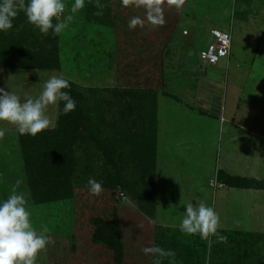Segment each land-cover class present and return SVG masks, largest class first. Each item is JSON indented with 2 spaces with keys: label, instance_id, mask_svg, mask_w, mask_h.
Wrapping results in <instances>:
<instances>
[{
  "label": "rangeland",
  "instance_id": "rangeland-1",
  "mask_svg": "<svg viewBox=\"0 0 264 264\" xmlns=\"http://www.w3.org/2000/svg\"><path fill=\"white\" fill-rule=\"evenodd\" d=\"M163 1L154 13L163 23L149 18L147 0H100L102 15L95 0L75 12V0H65L63 16L73 20L55 35L40 33L22 11L14 19L15 33L32 28L47 47L57 37L58 68L0 69V87L24 100L62 75L88 117L71 147L70 192L59 199L32 188L22 134L0 122V199L21 180L33 225L47 227L53 241L38 264H152L141 249L153 243L174 253L164 264H185L187 253L191 264L264 258V0ZM134 17L143 25L129 27ZM211 28L231 36V55L214 66L199 59ZM129 86L145 97H126ZM49 114L52 130L55 109ZM220 172L261 188H233ZM90 177L102 181L99 196L89 192ZM200 202L220 216L208 239L180 230L183 205ZM99 220L117 229L119 254L96 237Z\"/></svg>",
  "mask_w": 264,
  "mask_h": 264
},
{
  "label": "clouds",
  "instance_id": "clouds-1",
  "mask_svg": "<svg viewBox=\"0 0 264 264\" xmlns=\"http://www.w3.org/2000/svg\"><path fill=\"white\" fill-rule=\"evenodd\" d=\"M140 2V0H138ZM182 2V0H180ZM128 3V0H125ZM98 9L96 15L103 14L104 5L95 0ZM85 7V0H75L72 11ZM66 8L65 0H0V32H7L13 27L14 19L22 11L28 22L42 34H59L73 20L72 15L63 16ZM149 18L153 22L163 23L154 13L160 11V0H147ZM140 17L129 21V27L143 25ZM71 84L62 75L52 74L43 82L42 91L38 96H29L24 100L14 91L0 87V122L15 126L19 134L36 136L38 133L53 127V117L49 108L55 109V119L66 115L76 108V101L70 92ZM62 105V107H61ZM5 131L0 127V138ZM22 183L16 181L12 192L6 199H0V264H38L41 253H46L53 243L48 235L49 229H37L32 222L31 212L25 194L17 191ZM89 192L99 196L103 191L102 181L90 177L87 181ZM184 206V216L180 230L188 235H200L203 239L216 235L220 226V216L214 207L200 202L198 205L187 203ZM218 239L226 240L224 236ZM141 251L150 255L152 264H162L163 258L174 256L171 250H166L153 243Z\"/></svg>",
  "mask_w": 264,
  "mask_h": 264
},
{
  "label": "trees",
  "instance_id": "trees-1",
  "mask_svg": "<svg viewBox=\"0 0 264 264\" xmlns=\"http://www.w3.org/2000/svg\"><path fill=\"white\" fill-rule=\"evenodd\" d=\"M163 4L164 1L160 0V6H163ZM17 24V20H14L12 29L7 32H0V69L36 68L38 70H50L58 68V62L54 56L57 37L52 38L49 36L47 40H49L51 47H47L38 41L32 28L28 27L24 31L15 33ZM70 92L76 101L74 111L61 115L57 120L56 127L52 130L42 131L34 137L28 134H23L20 137V149L24 154V167L28 182L34 185L32 187L34 190L39 187L46 188L47 194L45 196L42 194L43 199H52L53 197L59 199L70 192L69 177L73 167L71 147L75 141L79 140L82 135L80 128L84 127L88 120L87 114L83 110L85 106L79 102L80 93L72 89H70ZM123 93L126 97L136 98L138 101H141V97L146 95L141 87L134 88L132 86H129ZM152 107L155 109L154 101ZM153 108L151 109L154 110ZM26 154L30 155L27 156ZM219 178L223 182H228L229 186L233 188H261V185L254 180L226 176L223 172H220ZM95 223L98 225L95 231L96 237L103 241L109 249L119 254L122 246L117 229L109 226L110 223L101 222L100 220L95 221ZM186 255L183 258L184 263L191 264L192 262H189V260L193 256L188 257V253ZM262 259L259 258L258 264H264Z\"/></svg>",
  "mask_w": 264,
  "mask_h": 264
},
{
  "label": "built area",
  "instance_id": "built-area-1",
  "mask_svg": "<svg viewBox=\"0 0 264 264\" xmlns=\"http://www.w3.org/2000/svg\"><path fill=\"white\" fill-rule=\"evenodd\" d=\"M209 34L212 41L199 52L202 65H216L220 60L227 59L231 52V36L217 28H211Z\"/></svg>",
  "mask_w": 264,
  "mask_h": 264
},
{
  "label": "crops",
  "instance_id": "crops-1",
  "mask_svg": "<svg viewBox=\"0 0 264 264\" xmlns=\"http://www.w3.org/2000/svg\"><path fill=\"white\" fill-rule=\"evenodd\" d=\"M231 53V52H230ZM231 55V54H230Z\"/></svg>",
  "mask_w": 264,
  "mask_h": 264
}]
</instances>
